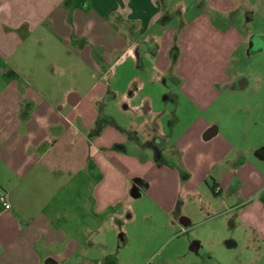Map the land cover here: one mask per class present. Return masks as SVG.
<instances>
[{"label":"crops","instance_id":"crops-1","mask_svg":"<svg viewBox=\"0 0 264 264\" xmlns=\"http://www.w3.org/2000/svg\"><path fill=\"white\" fill-rule=\"evenodd\" d=\"M83 2L0 0V189L11 203L0 205V264L72 260L108 222L136 219L140 205L150 206L144 215L160 218L170 236L227 221L234 235L241 231L248 253L235 264H264V180L249 188L243 169L250 162H241L233 142L204 114L218 105V84L246 86L226 73V62L203 72L188 57L195 24L223 36L235 33L233 24L221 31L211 24L210 7L201 5L178 28L176 0ZM240 44L237 35L230 56ZM146 62L149 81L125 73ZM84 67L92 71L90 82ZM114 99L120 118L105 110ZM203 183L210 192L201 190ZM84 190L101 223L78 239L75 228L58 222L70 214L64 201H80ZM137 198L143 203L135 204ZM193 239L174 245L176 256L217 264L194 251L200 235ZM129 241L119 234V245ZM39 245L47 250L42 257L35 253Z\"/></svg>","mask_w":264,"mask_h":264},{"label":"rangeland","instance_id":"rangeland-1","mask_svg":"<svg viewBox=\"0 0 264 264\" xmlns=\"http://www.w3.org/2000/svg\"><path fill=\"white\" fill-rule=\"evenodd\" d=\"M82 1L85 2L86 0ZM176 1V6L172 8V14L176 18V26L179 28L182 22H185V20L190 21L197 15L198 5L196 0ZM249 2L254 7L253 18L249 22L242 18L244 16L242 13L246 9L241 7L238 14L239 18H235V23H232L231 27L236 30L235 33L231 30L229 34L223 36L212 27H201L203 24H195L191 29V53H193L188 57H190L192 65L200 66L203 72L206 69L209 71L210 67L212 69V66L216 64L226 62L228 64L227 74L237 76V78L238 74L245 76V79L241 83L239 82L246 86L245 89H227L226 86L218 84L219 90L223 93L217 103L218 105L212 107L210 111L204 112V114L210 122L216 121L227 142V137L233 142L236 149L235 155L241 157V162L244 159L250 162L249 166L243 169V173L245 175H247V172L250 174L251 179L248 184L249 188L254 190L255 187H258L260 181L264 180V50L249 54L248 50L242 45L240 48H236L230 56L232 46L237 39V35L241 36L242 29L245 30L244 33L264 35V0H257V2L250 0ZM211 4L220 6L222 11H227L232 1L213 0ZM211 21V24H214L221 31L225 32L229 29L230 23L221 17L217 18L212 13ZM128 63H125L121 68H119L120 66L117 67V69L119 68L118 75L120 77H124L123 68ZM143 66L144 69L148 70H143V68L140 70L137 67L128 65L125 73L129 78L132 76L136 80L139 76L140 79L147 82L149 81L150 66L148 62ZM82 74L85 82L92 80V71L90 72L89 69L84 70ZM101 74L106 76L104 71ZM101 74L97 77H102ZM110 77L111 74L107 75L106 78L109 79ZM103 106L105 105L103 104ZM239 106L244 110L237 113L233 107ZM105 110L119 118L122 115L115 99L109 101ZM182 111L179 112L182 114ZM238 157L237 162H240ZM226 168L228 169V166ZM207 181L210 184L213 183L210 177ZM200 188L203 191L210 192L205 183ZM134 190L136 189L131 188L130 193H134ZM90 200L89 195H86L84 190L81 193L80 201L77 198L64 201V207L68 209L70 214L67 217L65 215L60 216L58 224L69 232L75 228L74 232L76 230L77 238H84L89 228H97L101 223V217L94 213V203ZM214 200L218 205L220 199ZM142 201V199L137 198L135 204L143 203ZM53 205L62 207L57 200L54 201ZM148 208L150 209V206L140 205L137 209L138 216L136 219L127 221L125 224L122 223L113 227L112 222H108L107 225H104L103 231L95 233L93 243L86 244L85 249L80 250L79 256L77 255L72 260L60 264H188L187 261L190 257L178 258L174 245L182 240H191L190 242H192L197 235H200L201 248L194 251L199 255L206 256L207 262L210 260L217 264H235L234 258L236 256L241 258L248 255L241 231H236L234 235L233 229L231 227H229L230 229L227 228L229 226L227 221L224 223L218 218L202 225L197 229V232L189 230L184 233L183 231L179 232L181 230L179 229L177 235L170 236V231H167L162 222H159L160 218H147L144 215V210ZM213 230L218 233V236L214 238L210 237ZM121 232H125L129 237L130 241L127 246H121L118 243ZM234 241L238 243V248L233 246L232 242ZM185 243L187 242L185 241ZM37 247L35 249L37 255L42 257L46 254L47 250L45 248L41 249L40 245ZM86 249L88 254L83 257ZM181 250L184 252L185 249L182 248ZM210 255L212 256L209 257ZM244 257L243 259H246ZM195 264L201 263L196 261Z\"/></svg>","mask_w":264,"mask_h":264},{"label":"flooded vegetation","instance_id":"flooded-vegetation-1","mask_svg":"<svg viewBox=\"0 0 264 264\" xmlns=\"http://www.w3.org/2000/svg\"><path fill=\"white\" fill-rule=\"evenodd\" d=\"M212 0H196V4L198 6H209L210 7V15L211 13L214 14L217 18L225 19L226 22L235 23V18H239V9L244 7L246 10L242 13L244 16L240 15L242 18L246 19L248 22L253 18L254 7L250 5V0H231L232 4L230 5L227 11H222L220 9H214L213 5L211 4ZM254 1V0H253ZM257 2V0H255ZM211 17V16H210ZM244 29L241 32V44L239 48L244 45L245 49L248 50L249 54H253L256 52H260L264 50V35L258 34H250L244 33ZM245 79L244 75L239 74L238 78L236 79L237 82L241 83V81Z\"/></svg>","mask_w":264,"mask_h":264},{"label":"built area","instance_id":"built-area-1","mask_svg":"<svg viewBox=\"0 0 264 264\" xmlns=\"http://www.w3.org/2000/svg\"><path fill=\"white\" fill-rule=\"evenodd\" d=\"M0 205L4 209H10L11 208V203L8 199V195L3 189H0Z\"/></svg>","mask_w":264,"mask_h":264},{"label":"trees","instance_id":"trees-1","mask_svg":"<svg viewBox=\"0 0 264 264\" xmlns=\"http://www.w3.org/2000/svg\"><path fill=\"white\" fill-rule=\"evenodd\" d=\"M175 48H176L177 51H178V56L176 57V58L178 59V58H179V55H180V48H179V46L176 45V46H173V47H172V50H174ZM172 50H171V51H172Z\"/></svg>","mask_w":264,"mask_h":264}]
</instances>
